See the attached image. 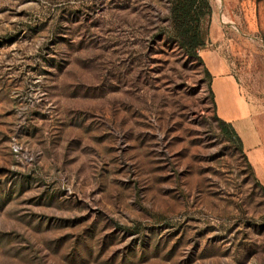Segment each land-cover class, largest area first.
Listing matches in <instances>:
<instances>
[{
  "label": "rangeland",
  "instance_id": "obj_1",
  "mask_svg": "<svg viewBox=\"0 0 264 264\" xmlns=\"http://www.w3.org/2000/svg\"><path fill=\"white\" fill-rule=\"evenodd\" d=\"M209 2L199 60L170 0H0V264H264V0Z\"/></svg>",
  "mask_w": 264,
  "mask_h": 264
},
{
  "label": "trees",
  "instance_id": "obj_2",
  "mask_svg": "<svg viewBox=\"0 0 264 264\" xmlns=\"http://www.w3.org/2000/svg\"><path fill=\"white\" fill-rule=\"evenodd\" d=\"M170 18L173 27V38L179 46L191 57L201 60L198 51L205 47L207 28L212 12L209 0H170ZM207 76H210L206 70ZM218 125L225 137L233 141L242 151L241 138L237 135L230 122L218 118ZM264 192V184L260 185Z\"/></svg>",
  "mask_w": 264,
  "mask_h": 264
},
{
  "label": "crops",
  "instance_id": "obj_3",
  "mask_svg": "<svg viewBox=\"0 0 264 264\" xmlns=\"http://www.w3.org/2000/svg\"><path fill=\"white\" fill-rule=\"evenodd\" d=\"M225 121H228V120H225ZM232 125H233V124H232ZM234 127H235V129H236V126H234ZM253 147H254V146H253ZM255 147H256V146H255ZM255 147H254V148H255Z\"/></svg>",
  "mask_w": 264,
  "mask_h": 264
}]
</instances>
